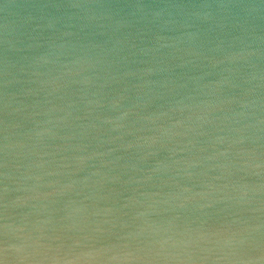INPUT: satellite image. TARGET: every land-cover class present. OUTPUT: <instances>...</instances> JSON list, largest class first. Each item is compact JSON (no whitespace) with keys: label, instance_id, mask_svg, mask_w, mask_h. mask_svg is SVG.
Segmentation results:
<instances>
[{"label":"water","instance_id":"95a60500","mask_svg":"<svg viewBox=\"0 0 264 264\" xmlns=\"http://www.w3.org/2000/svg\"><path fill=\"white\" fill-rule=\"evenodd\" d=\"M0 264H264V0H0Z\"/></svg>","mask_w":264,"mask_h":264}]
</instances>
